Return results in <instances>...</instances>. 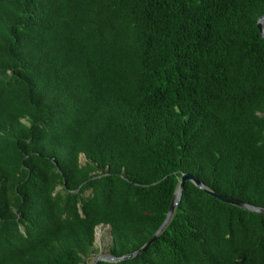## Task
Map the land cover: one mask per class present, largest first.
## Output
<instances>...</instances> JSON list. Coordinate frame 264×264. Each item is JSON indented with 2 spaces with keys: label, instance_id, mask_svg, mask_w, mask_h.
<instances>
[{
  "label": "trees",
  "instance_id": "obj_1",
  "mask_svg": "<svg viewBox=\"0 0 264 264\" xmlns=\"http://www.w3.org/2000/svg\"><path fill=\"white\" fill-rule=\"evenodd\" d=\"M264 0H0V264L144 246L184 173L264 208ZM81 155L86 157L81 162ZM264 264V215L187 181L142 254Z\"/></svg>",
  "mask_w": 264,
  "mask_h": 264
},
{
  "label": "water",
  "instance_id": "obj_2",
  "mask_svg": "<svg viewBox=\"0 0 264 264\" xmlns=\"http://www.w3.org/2000/svg\"><path fill=\"white\" fill-rule=\"evenodd\" d=\"M258 27H259L261 35L264 38V15H262L259 18ZM187 181L193 182L197 187L203 189L209 195H211L217 199H220V200L225 201L227 203L239 206V207L247 209L249 211L257 212V213L264 215V208L263 207H259V206L250 204L248 202H244L242 200H239V199H236V198L215 192V191L211 190L209 187H207L202 181L197 179L195 176L188 174V173H184L180 179V183H179L177 190L174 194L173 202L171 204L170 210L167 214L165 221L160 226V228L154 233V235L147 241V243L144 246H142L140 249H138L137 251L130 253V254H127L125 256H122V257H115V256H112L111 254H98V256L95 258L93 264H97L101 260L110 261V262H120V261H124L127 259H132V258L142 254L143 252H145L159 238L161 233L166 229L167 225L171 221L177 206L180 204V202L182 200L183 188H184V185ZM102 225H104V224H102ZM108 226H110V225H108ZM97 228H98V226L96 227V233H97Z\"/></svg>",
  "mask_w": 264,
  "mask_h": 264
},
{
  "label": "rangeland",
  "instance_id": "obj_3",
  "mask_svg": "<svg viewBox=\"0 0 264 264\" xmlns=\"http://www.w3.org/2000/svg\"><path fill=\"white\" fill-rule=\"evenodd\" d=\"M85 161H86V157L84 155H81V162L84 163ZM111 243H112V235L110 232V226L108 225L98 226L94 251L89 256L84 257L86 264H93L98 254H108V250Z\"/></svg>",
  "mask_w": 264,
  "mask_h": 264
}]
</instances>
